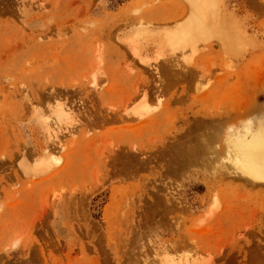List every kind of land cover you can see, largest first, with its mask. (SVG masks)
Here are the masks:
<instances>
[{
  "label": "rangeland",
  "instance_id": "obj_1",
  "mask_svg": "<svg viewBox=\"0 0 264 264\" xmlns=\"http://www.w3.org/2000/svg\"><path fill=\"white\" fill-rule=\"evenodd\" d=\"M220 1L240 55L141 38L142 62L125 36L179 23L185 0H0V264H264V181L221 138L263 117L264 0ZM141 103L149 123L129 119Z\"/></svg>",
  "mask_w": 264,
  "mask_h": 264
},
{
  "label": "bare ground",
  "instance_id": "obj_2",
  "mask_svg": "<svg viewBox=\"0 0 264 264\" xmlns=\"http://www.w3.org/2000/svg\"><path fill=\"white\" fill-rule=\"evenodd\" d=\"M185 3L187 5V12L183 17L180 18L181 21L179 23L173 26H164L157 29L149 28L148 26L139 23L135 25V27L132 29V32L125 36L124 40L129 50L140 61L146 62V60L141 56L140 52L141 38L145 40H152L151 42H153L156 56H162L166 50L175 51L179 49H190L192 52H194L197 49L198 42L209 41L212 39H215L214 41L220 44L225 51L233 56H238L242 53L245 45L250 42V37L246 35L244 29L237 19L232 18L230 14L222 11L220 0H185ZM230 62L227 64L225 61L228 69H232V66L234 65L232 62L231 63L233 65H231ZM253 108L258 111L257 114H259V116H263L261 119L253 124V120L251 123L250 118V120H248L249 122H247V124L244 123L245 125L242 127L233 128V132L227 131L226 133V131H224L221 135V138H223V143L225 142L227 145H229L227 146L225 144L224 148L228 147L231 149L230 152L232 151L231 154L228 152L229 154L226 155H233L231 160L233 159L232 161L235 165V169L240 171L239 173L245 175L251 181L262 182L264 181V111L262 112V109H264V104L261 106L255 105ZM150 111L151 108H149L146 103H141L135 108H132V110L130 109L129 114L131 117L129 119L132 118V120L136 122L149 123L151 121V118L148 116ZM158 113L159 111L157 114ZM247 118L245 119L247 120ZM253 118L254 121H256L255 116ZM64 119L66 118H64L63 110H55L52 116V126L53 124H56L58 127L59 124L64 123ZM61 126L65 125L62 124ZM65 128H67V125ZM237 128L239 129L237 130ZM52 131L49 130L50 137V133H52ZM56 135L57 134H55V136ZM49 136L46 137L49 138ZM61 145H59V148ZM227 149H225V153H227ZM50 157L48 155H43L40 157L39 160H37V166L42 169H49L50 166L54 164L53 161L58 162L59 160V158L56 159L54 156L53 160ZM228 159H230V157H228ZM232 161H230V164H232ZM14 243L16 244V242ZM14 243L12 245H14ZM154 253L156 254V252ZM158 254H156L158 257H154L156 262H153V264H196L194 261L195 259H192L191 257H174L168 254Z\"/></svg>",
  "mask_w": 264,
  "mask_h": 264
}]
</instances>
